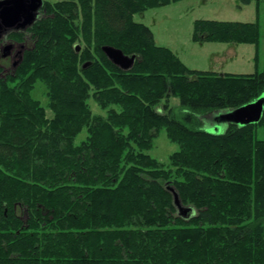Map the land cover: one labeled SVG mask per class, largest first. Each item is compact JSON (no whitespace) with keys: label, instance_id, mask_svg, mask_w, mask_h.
Segmentation results:
<instances>
[{"label":"trees","instance_id":"16d2710c","mask_svg":"<svg viewBox=\"0 0 264 264\" xmlns=\"http://www.w3.org/2000/svg\"><path fill=\"white\" fill-rule=\"evenodd\" d=\"M181 1H45L8 35L32 45L10 74L0 67V264H264V111L248 126L214 122L264 93L261 25L195 21L193 42L253 45L257 70H192L134 20ZM104 46L135 55L132 70ZM162 130L179 146L168 164L149 154ZM168 185L194 213L178 215Z\"/></svg>","mask_w":264,"mask_h":264},{"label":"rangeland","instance_id":"374dc122","mask_svg":"<svg viewBox=\"0 0 264 264\" xmlns=\"http://www.w3.org/2000/svg\"><path fill=\"white\" fill-rule=\"evenodd\" d=\"M43 1L55 2V0ZM42 15L43 13L40 11L39 16ZM134 20L150 27L154 33L156 44L171 49L188 68L234 75H248L256 72V63L254 62L256 48L253 45L195 43L192 40L194 23L197 20L243 23L259 21L261 40L258 47V66L259 70L263 69L264 0H260L259 5L256 2L243 5L239 0H184L137 14L134 16ZM29 35L27 34L26 37ZM8 41L10 40L3 36L0 44H5ZM28 46H31L30 41ZM17 50L18 48L14 50L12 57ZM12 57L0 60V67L3 68L1 76L12 72L14 63ZM46 93L45 85L42 82H37L31 95L34 100L39 101L46 108L48 118H52L53 115L48 109ZM177 101L174 99L172 104L177 106ZM89 104L94 114H105L93 99L89 100ZM211 119L212 115L204 118V121L208 123ZM259 135L263 138L262 130H259ZM86 137L87 132L84 130L77 137L76 143L79 144ZM178 150L179 146L172 143L167 137L166 131L162 130L154 139V147L149 154L160 163L168 164L169 157Z\"/></svg>","mask_w":264,"mask_h":264},{"label":"water","instance_id":"95a60500","mask_svg":"<svg viewBox=\"0 0 264 264\" xmlns=\"http://www.w3.org/2000/svg\"><path fill=\"white\" fill-rule=\"evenodd\" d=\"M43 5V0H0V40L3 36L8 37L12 32H22L31 28L38 20ZM16 48L18 50L13 58L18 59L14 60L13 69H16L23 60L25 44L8 41L0 46V50L3 51L0 59L12 57ZM76 51H80V46H76ZM102 51L110 62L125 72L131 71L137 60L135 55L126 56L121 50L111 46H104ZM87 65L85 64L84 67ZM263 111L264 95L237 109L217 113L214 117L215 129L218 131L220 127L227 125L256 124L261 120ZM168 191L173 196V204L180 217L187 218L189 213H194L193 208L183 205L178 192L173 187L169 186Z\"/></svg>","mask_w":264,"mask_h":264},{"label":"flooded vegetation","instance_id":"af4514ba","mask_svg":"<svg viewBox=\"0 0 264 264\" xmlns=\"http://www.w3.org/2000/svg\"><path fill=\"white\" fill-rule=\"evenodd\" d=\"M29 41L31 42V38H29L27 41L23 42V43H25V47H26L25 51H27V50L30 49V46H28ZM16 44H18V43H16ZM31 45H32V43H31ZM0 46H1V44H0ZM2 54H3V51L0 50V56H1ZM10 58H11V57H10ZM12 59H13V60H17L18 58L16 57V59H15V58L12 57Z\"/></svg>","mask_w":264,"mask_h":264}]
</instances>
